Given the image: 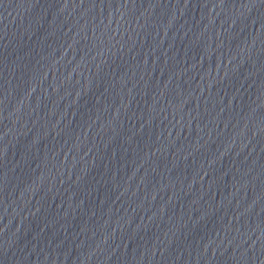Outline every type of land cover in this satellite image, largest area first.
<instances>
[{
    "label": "water",
    "instance_id": "water-1",
    "mask_svg": "<svg viewBox=\"0 0 264 264\" xmlns=\"http://www.w3.org/2000/svg\"><path fill=\"white\" fill-rule=\"evenodd\" d=\"M0 264H264V0H0Z\"/></svg>",
    "mask_w": 264,
    "mask_h": 264
}]
</instances>
